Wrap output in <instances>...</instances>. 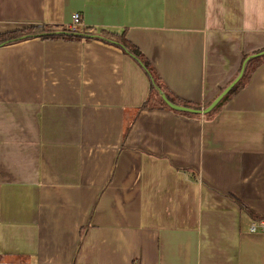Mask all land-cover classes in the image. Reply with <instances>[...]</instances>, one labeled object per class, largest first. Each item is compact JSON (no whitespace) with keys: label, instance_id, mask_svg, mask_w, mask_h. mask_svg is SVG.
Wrapping results in <instances>:
<instances>
[{"label":"crops","instance_id":"0c3cea01","mask_svg":"<svg viewBox=\"0 0 264 264\" xmlns=\"http://www.w3.org/2000/svg\"><path fill=\"white\" fill-rule=\"evenodd\" d=\"M75 12L105 39L0 44V264H264V58L185 114L142 108L148 74L105 36L201 109L264 50V0H0V34Z\"/></svg>","mask_w":264,"mask_h":264},{"label":"trees","instance_id":"16d2710c","mask_svg":"<svg viewBox=\"0 0 264 264\" xmlns=\"http://www.w3.org/2000/svg\"><path fill=\"white\" fill-rule=\"evenodd\" d=\"M38 32L44 33V32H50V30H47L44 28L35 29V27H30V28H26V29L21 30V31H12V32H8V33H3V34H0V44H7L10 42H17V41L24 40V39L31 38V37H37L34 35ZM105 36L110 38V39H113L117 45H120L123 47V49L126 53H128V54L132 55L134 58L138 59L140 61V64L144 68L145 72L148 74V76L150 78V82H151L150 89L152 91V94L150 93L149 97L143 103L142 108H152L153 109V108L166 107L167 105L162 101V99L158 95V90H161L165 94L166 98L169 101H171L172 103L183 105V106H188V107H191L194 109H200L199 105L180 103L177 100H175L174 97L172 95H170L166 91V89L163 87L157 73L155 72L154 68L150 65V63L147 61V59L137 50L136 47H134L129 41H127L125 39L124 33H122V34L106 33ZM38 37H42V38H63V39H67V40L86 39V38H83L80 36L71 35V34H64V33L57 34V35H44V36H38ZM263 51L264 50L256 51L253 54L262 53ZM253 54L245 55L242 59V63L248 56L253 55ZM261 55H258L256 57H252L246 62L245 67H244V71H243V74H242V77L240 78V80L229 91V93L226 96H224L221 99V101L209 113L206 114L207 116H210V115L217 113V111L222 107V105L225 103V101L231 95H233L235 92H237L239 89H241L245 85V83L249 79L253 70L259 64H261L262 59L264 58V56H261ZM241 66H242V64H241ZM240 69H241V67H240ZM153 95H155V97ZM180 113H185V112H180ZM185 114H190V113H185ZM228 197L237 203L240 210L244 211L252 219H257L253 215V213L248 209V207H246L241 201H239L238 199H236L232 195H228Z\"/></svg>","mask_w":264,"mask_h":264},{"label":"water","instance_id":"95a60500","mask_svg":"<svg viewBox=\"0 0 264 264\" xmlns=\"http://www.w3.org/2000/svg\"><path fill=\"white\" fill-rule=\"evenodd\" d=\"M71 34V35H76V36H80V37H84V38H100V39H105L103 37H100L99 35H92V34H86V33H82V32H67V31H61V32H44V33H39L37 35L34 36H44V35H57V34ZM108 40V39H106ZM264 54V51L262 53H258V54H253L248 56L242 63L241 69L238 73V75L233 79V81H231L218 95L215 99H213L205 108H201V109H194L188 106H183V105H179V104H175L172 103L171 101H169L165 94L161 91L158 90V94L160 96V98L162 99V101L172 110L178 111V112H185V113H191V114H207L209 113L220 101L221 99L226 96L229 91L235 86V84L240 80V78L242 77L243 71H244V67L246 62L252 58V57H256L258 55Z\"/></svg>","mask_w":264,"mask_h":264},{"label":"built area","instance_id":"2783aa9c","mask_svg":"<svg viewBox=\"0 0 264 264\" xmlns=\"http://www.w3.org/2000/svg\"><path fill=\"white\" fill-rule=\"evenodd\" d=\"M82 18L80 13L75 12L71 15L70 22L66 28L67 32H81L82 31ZM86 33L87 31L84 30ZM257 229L264 230V221L258 220L253 222L250 225V230L252 232L256 231Z\"/></svg>","mask_w":264,"mask_h":264}]
</instances>
